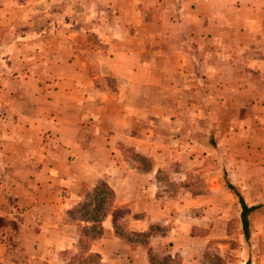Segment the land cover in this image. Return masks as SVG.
<instances>
[{"label": "crops", "instance_id": "crops-1", "mask_svg": "<svg viewBox=\"0 0 264 264\" xmlns=\"http://www.w3.org/2000/svg\"><path fill=\"white\" fill-rule=\"evenodd\" d=\"M97 1L33 35L0 3V263L213 264L223 172L264 171V0Z\"/></svg>", "mask_w": 264, "mask_h": 264}, {"label": "rangeland", "instance_id": "rangeland-1", "mask_svg": "<svg viewBox=\"0 0 264 264\" xmlns=\"http://www.w3.org/2000/svg\"><path fill=\"white\" fill-rule=\"evenodd\" d=\"M63 1H66L67 7L69 8V11H67L69 19H71V16H75V6H77L76 4H79V8L83 9V14L78 18L82 23L86 24L92 21L93 18L95 19V13H93V10H91L89 6V3H91L93 0H51L52 4L50 5V0H1L0 3H2L4 6H7V8H11L16 2H18L16 5L17 7H14L15 19L19 16V19L21 21L20 29L22 33L32 31L30 35H33L38 30L42 29L43 15L46 17L48 16V14L52 15V12L56 13L58 10L56 8H58L59 2L62 3ZM101 1L102 0L97 1L99 2L97 3L98 6ZM52 5H54V7H52ZM28 8H31L30 14L26 13V10ZM5 10L7 11V14H12L11 10ZM7 14L5 13L6 17ZM29 15L30 18H28ZM100 17L102 19V15H100ZM76 19L77 18H75V20ZM29 21L32 24L31 27L25 25ZM6 23L7 21L5 20V31H7L6 28L8 27L6 26ZM9 23L11 24L10 21ZM22 35L26 36L29 34ZM21 54H23V52H21ZM172 147L174 148V146ZM128 152L130 156L133 155L131 151ZM142 160L144 159H140V161ZM257 162V158H254L253 160L246 158L244 159L243 166H238L236 173H231L227 170L223 172L220 181L228 191L227 195L233 198L235 202H238V196L241 197V199L244 201H252L258 198L264 199V186H261V184L259 183L264 182V171L262 170V166H256ZM176 170L177 166L173 163V161L167 163V170H164L160 173L159 180H161L162 182H168V177L176 178L172 176V174H174ZM168 171H172L173 173L169 174ZM191 179L196 180V182H200L198 174H192ZM242 184H244V187L241 189ZM167 189L170 192H176V190L170 188L169 186ZM259 206H262V203ZM249 214L250 211L247 213L248 224L246 236L242 234L237 238L228 237L227 239H224V241L221 242L222 249L212 244L211 256L212 259L215 257V260H213V264H262L263 259L261 260V256L264 254V221L259 222L257 217ZM220 252H226V262L223 259L220 260V256L218 255ZM9 256H11V254H9ZM71 260H73V262L71 261V264H76L74 259L71 258Z\"/></svg>", "mask_w": 264, "mask_h": 264}, {"label": "trees", "instance_id": "trees-1", "mask_svg": "<svg viewBox=\"0 0 264 264\" xmlns=\"http://www.w3.org/2000/svg\"><path fill=\"white\" fill-rule=\"evenodd\" d=\"M103 191V190H101ZM238 204L240 206V223H241V230H242V234L244 236H246L247 233V224H248V220H247V213L249 211H251L253 209V207H247L243 200L241 199V197L238 196Z\"/></svg>", "mask_w": 264, "mask_h": 264}]
</instances>
